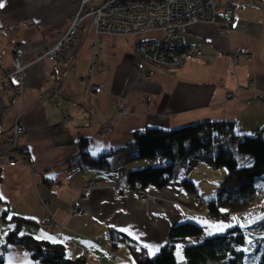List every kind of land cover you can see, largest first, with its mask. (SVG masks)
Returning a JSON list of instances; mask_svg holds the SVG:
<instances>
[{
    "label": "crops",
    "instance_id": "0c3cea01",
    "mask_svg": "<svg viewBox=\"0 0 264 264\" xmlns=\"http://www.w3.org/2000/svg\"><path fill=\"white\" fill-rule=\"evenodd\" d=\"M103 0H90L96 5ZM220 9L234 11L228 29L222 19L186 26L188 48L202 57L184 63L176 72L138 58L134 44L159 32L131 35H97L79 31L76 43L65 48L61 62L36 56L56 44L70 27L81 0H0V153L19 159L16 166L0 159V256L6 264H32L27 250L6 237L16 224L4 221L2 212L24 217L36 224H22L21 231L36 238L65 245L69 258L83 257L88 264H137L133 250L112 232H122L156 255L169 243L172 226L194 221L205 226L202 238L192 237L176 246L180 259L184 247L222 234L237 225L231 218L210 216L208 203L217 195L225 167L189 156L178 175L164 188L149 185L147 200L123 193L117 180L127 185V174L156 165L159 159H129L137 150L134 131L148 127L175 129L204 121H233L237 134L254 135L264 129V0H218ZM98 41L99 55L92 49ZM15 52L27 63L23 91L14 96L3 78L13 68ZM244 54L234 61V56ZM95 65L91 83L99 91H86L89 69ZM147 71L150 76L142 75ZM57 74L56 84L49 81ZM58 90L61 102L51 89ZM231 94V97H228ZM127 104L129 113L119 108ZM67 120V117H69ZM17 119L26 127L17 146L7 138ZM111 125V131L107 126ZM87 139V147L80 146ZM22 147L30 160L23 162ZM89 155L108 153L110 168L83 162ZM226 169V170H225ZM96 186L81 197L83 185ZM199 187L201 205L192 204L183 184ZM195 192V191H194ZM264 205V198L261 201ZM77 203L84 214L72 210ZM46 221L58 223L48 228Z\"/></svg>",
    "mask_w": 264,
    "mask_h": 264
},
{
    "label": "trees",
    "instance_id": "16d2710c",
    "mask_svg": "<svg viewBox=\"0 0 264 264\" xmlns=\"http://www.w3.org/2000/svg\"><path fill=\"white\" fill-rule=\"evenodd\" d=\"M149 1V0H144ZM233 121H204L175 129L148 127L133 133L137 150L129 159H159L156 165L136 169L127 174V185L134 188L140 181L147 189L149 185L164 188L168 181L176 177L189 156L211 165L225 167L227 175L221 180L216 197L208 203V214L227 217L228 213H243L261 204L264 187L256 186L257 179L264 180V129L254 135L237 134ZM234 145L235 147H232ZM80 146L87 147V139ZM83 162L90 167L110 168L108 153L89 155L81 150ZM163 163H159L160 161ZM188 190L196 191L190 180L183 183ZM4 221H15L16 226L7 234L8 243L22 245L32 257V264H88L83 257L69 258L65 245L38 239L33 234L21 231L22 224H36L24 217L2 212ZM205 226L187 221L172 226L169 244L156 255L149 254L147 248L130 239L122 232H112L117 243L126 242L133 250L137 264H177L176 246L192 237L205 233ZM187 264H203L216 261L228 264H264V236H257L250 242L238 225L222 234L213 235L184 247ZM0 264H6L0 256Z\"/></svg>",
    "mask_w": 264,
    "mask_h": 264
},
{
    "label": "built area",
    "instance_id": "2783aa9c",
    "mask_svg": "<svg viewBox=\"0 0 264 264\" xmlns=\"http://www.w3.org/2000/svg\"><path fill=\"white\" fill-rule=\"evenodd\" d=\"M89 0H82V9L77 12L68 30L59 36L56 44L50 48H46L36 56L37 60L49 59L52 62H61L64 66L69 65L72 61L65 58L64 50L70 46L77 38L79 30L88 29L95 30L98 37L112 33L114 35H140L150 33V31H157L159 34L151 35V37H143L136 41L134 48L138 58L149 64H156L161 68H166L168 71H173L179 68L185 62L192 61L196 58H201L202 51L198 49H187L183 26L193 23H214L218 19H222L225 27L228 29L232 25L234 11L230 8L220 9L218 0H103L98 2L95 6H87ZM86 3V4H85ZM89 25H86L88 18ZM153 36V37H152ZM92 46L93 50H98V41ZM72 46V45H71ZM96 51V55L99 52ZM244 54H237L234 56V61ZM13 68L8 70L3 78V85L6 89H12L15 85V95H20L23 91V77L24 70L27 66L23 55L15 52L13 57ZM174 68V69H173ZM173 69V70H171ZM143 74L150 76V73L142 71ZM92 73L90 74V76ZM59 80L57 74H51L48 81L56 84ZM12 83V85H11ZM95 89H99L95 87ZM52 93L57 97L59 95L56 89ZM231 97V94H228ZM120 112H129L128 105H123L119 108ZM69 119V118H68ZM110 126V125H109ZM12 133L7 138L9 146H17V141L20 136L26 132V127L20 119H17L13 126ZM112 129V126L109 127ZM257 130L256 133H259ZM23 162H28L30 155L28 149L22 147ZM0 159L8 160L10 166H16L19 159L16 160L9 156L8 152L0 153ZM1 163V160H0ZM159 163H163L161 160ZM94 180L86 182L83 193L89 194L95 185ZM135 187H128L117 184L123 192L126 190H134L138 197L146 199L148 192L142 186L140 181H136ZM199 187H196V191ZM200 196L192 199L195 203H201ZM80 206L73 204L72 210L78 214L83 215L84 210ZM237 219L236 224L242 229L248 240H253L257 236H264V207L259 209L247 210L243 213L234 212ZM48 228L59 227L56 222L46 221ZM182 264H187L182 262ZM203 264H228L219 263L216 261H206Z\"/></svg>",
    "mask_w": 264,
    "mask_h": 264
},
{
    "label": "rangeland",
    "instance_id": "374dc122",
    "mask_svg": "<svg viewBox=\"0 0 264 264\" xmlns=\"http://www.w3.org/2000/svg\"><path fill=\"white\" fill-rule=\"evenodd\" d=\"M88 18V20H87V23H86V25H89V21L91 20V18L90 17H87ZM74 20V19H73ZM85 31V30H84ZM87 31L88 32H92V33H94V34H96V31L95 30H88L87 29ZM86 32V31H85ZM97 35V34H96ZM129 36H131V35H129ZM129 36H124V37H129ZM98 37V36H97ZM100 38L101 37H98L97 38V40H99V42H100ZM76 39L77 38H75V41L71 44V45H74L75 43H76ZM136 43V42H135ZM70 45V46H71ZM95 44L93 43V45L92 46H94ZM135 45V44H134ZM92 49H94L93 47H92ZM95 51V50H94ZM96 51H98V52H100V48L98 47V50H96ZM95 51V52H96ZM42 52V51H41ZM40 52V53H41ZM97 52V53H98ZM96 57V56H95ZM68 59V58H67ZM49 60V59H48ZM70 60V59H69ZM71 61V60H70ZM186 63V62H185ZM184 65V64H183ZM183 65H181V66H179V68H181ZM68 66V65H67ZM67 66H65V67H67ZM179 68H177V69H171V70H173V71H170L171 73H173V72H176ZM94 69H95V65L94 66H92L90 69H89V71L92 73V74H94ZM164 69H166V68H164ZM167 70V69H166ZM91 73H89V74H91ZM142 75H144V74H142ZM48 81V80H47ZM91 81V80H90ZM90 81H88V83H87V85H86V91L87 92H89V91H91V92H93V91H99L101 88H102V85H98V86H96V84H93V83H91ZM4 87H5V85H4ZM95 87H98L99 89H95ZM6 88V87H5ZM53 89L54 88H52L51 89V91H50V93L52 94V96H53V98H54V100L55 101H57V102H61V94H60V92L58 91V90H56V92L59 94V95H57V97L56 96H54V94L52 93V91H53ZM7 90H9V89H7ZM16 93H15V91H14V93H13V95L14 96H16L15 95ZM18 97L20 96V95H17ZM124 105H127V104H124ZM123 106V105H122ZM129 108V107H128ZM129 112H130V108H129ZM128 112V113H129ZM122 113V112H121ZM123 113H127V112H124L123 111ZM68 118H70V116L69 117H67V120H69ZM109 125L107 126V129L109 130V131H111L110 129H109ZM113 128V127H112ZM14 129V128H13ZM232 147H235L234 145H232ZM226 170V169H225ZM95 181V180H94ZM119 181H120V183H121V181L122 180H117L116 181V183H115V185H116V187H117V184L119 183ZM256 181V186H258L259 188L260 187H264V180H261V179H257V180H255ZM88 182V181H87ZM96 183V182H95ZM86 184V183H85ZM84 186L85 185H83V188H84ZM94 187L96 186V184L95 185H93ZM126 186H128V185H126ZM93 187V188H94ZM129 187V186H128ZM82 188V189H83ZM118 188H120V187H118ZM121 189V188H120ZM92 191V190H91ZM121 191H122V189H121ZM127 191V193H134V194H136L135 192H134V190H126ZM147 191V190H146ZM82 192H83V190H82ZM82 192H81V197H83V196H87L88 194L87 193H83L82 194ZM123 192V191H122ZM123 193H125V192H123ZM137 195V194H136ZM195 196L197 197H201L202 198V196L201 195H199V194H197V192H194V191H192L191 193H190V197H191V203L192 204H194L195 203V201H192V199H194L195 198ZM137 197H138V195H137ZM140 198V197H139ZM149 198H151V199H153L154 200V198L153 197H151V196H149V194L147 195V198L146 199H144V200H147V199H149ZM140 199H142V198H140ZM200 201H203V199H200ZM195 204H197V205H201V203L199 204V203H195ZM261 207H264V205H261V204H259V205H256V206H254V208H257V209H259V208H261ZM80 208V207H79ZM254 208H252V209H249V210H253ZM81 210H83L82 208H80ZM84 212H85V210H84ZM234 213V212H233ZM233 213H228L229 215L227 216V217H222V218H226V219H228V218H231V219H228L227 221H229L230 222V220H231V222H232V220L236 223L237 222V219L239 218H241L240 216H236L235 214H233ZM231 228V227H230ZM229 228V229H230ZM251 240H248V242H250ZM184 243V242H183ZM169 244V243H168ZM175 257H176V259H177V264H182V262H186V260L185 259H180L179 258V256H178V254L176 253L175 254ZM187 263V262H186Z\"/></svg>",
    "mask_w": 264,
    "mask_h": 264
},
{
    "label": "bare ground",
    "instance_id": "6f19581e",
    "mask_svg": "<svg viewBox=\"0 0 264 264\" xmlns=\"http://www.w3.org/2000/svg\"><path fill=\"white\" fill-rule=\"evenodd\" d=\"M89 1H90V0H89ZM89 1H88V2H89ZM88 2H87V4L85 3L87 6H89V5H88ZM81 3H82V0H81ZM96 4H97V3H96ZM82 6H83V5H80V6H79V10H81V9L84 7V6H83V7H82ZM93 6H95V5H90V7H93ZM79 10H78V11H79ZM76 14H77V13H76ZM182 28H183V32H184V35H185L186 26H184V27L182 26L181 29H182ZM84 30H85V29H82V27H81V30H79V31H84ZM85 31H87V29H86ZM109 34H110V35H113L112 33H109ZM150 37H151V35H150ZM152 37H153V36H152ZM143 39H146V38H143ZM185 41H186V35H185ZM186 45H187V42H186ZM186 48L189 49V48H188V45L186 46ZM23 61H24V57H23ZM152 64H153V63H152ZM152 64H151V65H152ZM153 65L157 66L156 64H153ZM158 67H159V66H158ZM159 68H161V67H159ZM25 69H26V68H25ZM146 72H147V71H146ZM89 73H91V72H89ZM142 74H143V73H142ZM91 76H92V75H91ZM146 76H147V75H146ZM90 80H91V77H90V74H89L88 81H90ZM11 85H12V83H11ZM15 87H16V86L14 85L13 88H15ZM110 126H111V125H110ZM143 200H144V199H143Z\"/></svg>",
    "mask_w": 264,
    "mask_h": 264
},
{
    "label": "snow or ice",
    "instance_id": "6c2138e0",
    "mask_svg": "<svg viewBox=\"0 0 264 264\" xmlns=\"http://www.w3.org/2000/svg\"><path fill=\"white\" fill-rule=\"evenodd\" d=\"M4 6V3L0 2V8H3Z\"/></svg>",
    "mask_w": 264,
    "mask_h": 264
}]
</instances>
